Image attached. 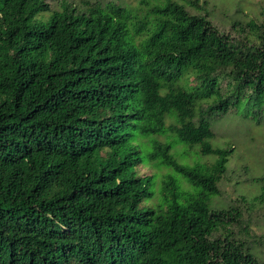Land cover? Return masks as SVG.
<instances>
[{"label":"trees","instance_id":"obj_1","mask_svg":"<svg viewBox=\"0 0 264 264\" xmlns=\"http://www.w3.org/2000/svg\"><path fill=\"white\" fill-rule=\"evenodd\" d=\"M218 10L0 0V264H264L244 211L209 206L233 153L215 123L264 120V21ZM157 160L199 193L168 177L148 204Z\"/></svg>","mask_w":264,"mask_h":264},{"label":"rangeland","instance_id":"obj_2","mask_svg":"<svg viewBox=\"0 0 264 264\" xmlns=\"http://www.w3.org/2000/svg\"><path fill=\"white\" fill-rule=\"evenodd\" d=\"M46 1L51 8H56L61 0ZM73 1L78 3L80 0ZM99 1L101 3L117 1L128 6L136 4V0ZM207 1L219 9L214 21L224 30H230L229 17L236 9L240 10L237 14L240 19L252 18L257 22L264 21V0ZM232 34L237 37L236 33L232 32ZM214 133L213 143L221 147L232 146L233 153L229 157L226 172L218 184L220 194L209 196V206L211 209L221 210L237 205L244 211L249 230L247 241L250 244V250L264 263V120L252 122L233 115L227 116L215 123ZM175 148L172 151L173 156H177L175 153L182 157L186 156L189 164H193V161L203 165L213 162L211 157L197 156L195 148L180 145ZM183 153L185 156L182 155ZM137 170L140 175L151 177L149 189L152 197L148 200V204L154 208H165L161 187L168 177L175 181L176 191L178 194H184L182 197H195L199 193V189L191 185L185 176L160 165L158 160L149 161L147 165H139Z\"/></svg>","mask_w":264,"mask_h":264}]
</instances>
